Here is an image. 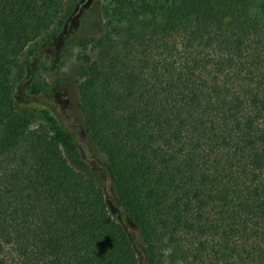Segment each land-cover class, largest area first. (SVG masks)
Masks as SVG:
<instances>
[{
  "label": "trees",
  "instance_id": "trees-1",
  "mask_svg": "<svg viewBox=\"0 0 264 264\" xmlns=\"http://www.w3.org/2000/svg\"><path fill=\"white\" fill-rule=\"evenodd\" d=\"M80 6L0 0V264H264V0H104L76 44L100 178L16 99Z\"/></svg>",
  "mask_w": 264,
  "mask_h": 264
},
{
  "label": "rangeland",
  "instance_id": "rangeland-1",
  "mask_svg": "<svg viewBox=\"0 0 264 264\" xmlns=\"http://www.w3.org/2000/svg\"><path fill=\"white\" fill-rule=\"evenodd\" d=\"M80 2L78 14L68 22L65 35L52 49L45 51L46 60L43 57L37 68L36 76L40 80L44 79L47 90L41 96L31 99L18 88L16 99L24 107L48 108L77 138L78 162L68 158L70 165L83 175L100 178L102 172L98 168L102 162L84 131L77 107V71L80 63L76 44L80 39L98 35L102 23L100 5L104 0ZM91 158L95 161H91Z\"/></svg>",
  "mask_w": 264,
  "mask_h": 264
},
{
  "label": "clouds",
  "instance_id": "clouds-1",
  "mask_svg": "<svg viewBox=\"0 0 264 264\" xmlns=\"http://www.w3.org/2000/svg\"><path fill=\"white\" fill-rule=\"evenodd\" d=\"M173 253V250L172 248H165L162 250V254L165 256V257H168V256H171Z\"/></svg>",
  "mask_w": 264,
  "mask_h": 264
}]
</instances>
